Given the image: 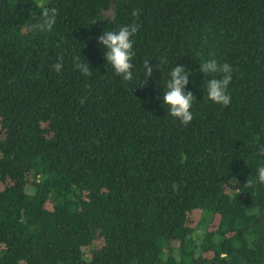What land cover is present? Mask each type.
Returning <instances> with one entry per match:
<instances>
[{
  "label": "trees",
  "instance_id": "obj_1",
  "mask_svg": "<svg viewBox=\"0 0 264 264\" xmlns=\"http://www.w3.org/2000/svg\"><path fill=\"white\" fill-rule=\"evenodd\" d=\"M42 5L56 28L28 33ZM133 9L141 80L124 83L97 38ZM207 58L233 68L227 107L204 100ZM161 59L192 74L186 126ZM261 148L264 0H0V264H264Z\"/></svg>",
  "mask_w": 264,
  "mask_h": 264
},
{
  "label": "clouds",
  "instance_id": "obj_2",
  "mask_svg": "<svg viewBox=\"0 0 264 264\" xmlns=\"http://www.w3.org/2000/svg\"><path fill=\"white\" fill-rule=\"evenodd\" d=\"M58 9L51 6H41L40 14L31 22L26 23L25 28L28 33H51L56 28L58 21ZM134 19L128 23L116 24L109 27L97 38L99 47L103 50V59L106 66H109L113 74L124 83H131L136 79L141 80L134 71L133 58L136 55L134 50L135 37L140 30V24L136 19L139 12L133 9L130 13ZM115 14L108 12L102 16L94 17L93 22L111 23ZM151 59L144 61L143 75L150 77L153 69L150 67ZM160 63L165 65L166 74L163 69V80L160 83L162 88V107L166 109L167 116L182 125H188L193 120V105L196 103L194 95L187 91L189 77L192 75L183 64L168 65V62L161 59ZM73 70L77 71L84 78H91L94 70L86 59H81V54L73 57ZM56 74H61L64 70L63 57H58L57 62L52 65ZM200 73L204 79L208 77L203 86L204 100L214 105L227 107L230 105L232 97L229 94V86L232 81L233 68L228 63H218L215 58H207L199 61ZM264 155V148L260 149ZM255 183L264 184V164L255 168ZM251 186V185H250Z\"/></svg>",
  "mask_w": 264,
  "mask_h": 264
},
{
  "label": "rangeland",
  "instance_id": "obj_3",
  "mask_svg": "<svg viewBox=\"0 0 264 264\" xmlns=\"http://www.w3.org/2000/svg\"><path fill=\"white\" fill-rule=\"evenodd\" d=\"M108 12H111V11L109 10V11L105 12L104 14H106V13H108Z\"/></svg>",
  "mask_w": 264,
  "mask_h": 264
}]
</instances>
